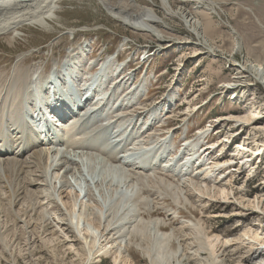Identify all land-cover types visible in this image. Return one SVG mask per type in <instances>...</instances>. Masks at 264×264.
I'll return each instance as SVG.
<instances>
[{
	"label": "rangeland",
	"instance_id": "1",
	"mask_svg": "<svg viewBox=\"0 0 264 264\" xmlns=\"http://www.w3.org/2000/svg\"><path fill=\"white\" fill-rule=\"evenodd\" d=\"M111 1L117 3L119 0ZM134 1L139 6L151 8L161 17L163 29L167 33L165 35L166 43H158L155 34H140L125 28L123 24L105 12L99 0H62L59 2L57 10L58 19L53 21L49 29L46 30L38 26L20 27L16 34L18 38L14 43H8L7 37H0V76L2 75L0 77V93L4 90L3 85H6V82L12 78H16L20 84L27 86L28 78L39 79V82L42 83L47 72L59 67L68 56L73 57L71 59L75 66L70 70L81 69L80 73L83 77L95 72L89 70L90 62L94 63L95 61L96 63L99 57L104 59L107 54L114 58L110 60L113 68L104 71L108 75L106 91L112 92L114 97L108 98L109 102H106L107 108L101 119L96 115L97 121L94 120L89 123L90 125L85 123L87 128L82 127L81 129L80 127L81 131L79 130V134L83 135V132L89 134L94 130V134L91 133L93 136L73 137L70 130L72 125H67L57 131L58 138L62 139L64 144L56 152L67 157L65 167H68L67 171H71L65 174V168L60 171L55 170L54 167L51 168V161L59 159V154H55L56 158L54 154L52 157L45 155L50 168L42 172V181H39L37 186L43 192L42 199L48 200L43 203L39 202L41 208L38 201L35 202L36 206L33 205L34 202L24 205V208L27 207V209L35 207L34 213L41 212L48 219L52 230L49 229L47 233H41V230L38 233V230L36 233L29 232L31 228L28 226H40L42 219L38 221L36 216L28 223L26 220L29 218L26 219L21 212H16V207H10L5 200L1 201L0 264H114L112 255H102L103 250L94 255H87L85 248L84 252L81 250L80 247H84V244L75 230L76 226L72 223V219L71 222L68 219L67 211L70 209L69 198L71 197L67 195L68 189L78 200L88 204L94 213H96L94 209L97 206L102 207V215L99 218L101 222L105 220V224L110 225V229L107 227L106 236H109L108 233H116L115 241H112L115 243L123 241L122 246H127L125 249V254L129 258L127 264H153L150 263L152 258L154 262L156 261L155 264H211L212 262L208 258L210 255L203 249L207 247L208 237L212 239L216 237L217 242H221L220 247H217V250H221L218 252L221 255L216 254V256L227 255L225 264H235L234 262L239 260L238 257L246 252L245 249L249 245L255 248H264L262 247L264 244L245 239L239 249L240 254L235 255L234 262H232L231 257L234 253L232 251L236 250V247L227 249L221 247L223 241H230L234 237L242 236L243 228L253 222L255 217H250L246 222L244 219L237 221L238 218H244V213L248 212L258 214V211L249 208L246 204L248 201L264 195V159L263 163L258 165V170H255L257 157L260 154L252 155L256 159L253 161L251 158L244 169L241 165L236 166L238 157L231 156L235 153L237 144L247 143L249 145L247 149H252L254 152L257 147L261 148L258 142L264 141V130L255 129L264 125V85L252 73H249L250 75H247L243 80L239 70V66L243 64L264 67V0H211L218 7L217 14L210 16L211 24L209 23L208 29L210 41L216 48L214 53L204 49L203 45L198 46V40L185 26L179 15H176L177 17L164 16L159 0ZM170 4L174 12L184 10L189 14L192 13L191 16L197 19H202V14L205 11V6L199 5L197 0H171ZM81 50H85V52L93 50L95 60L83 58ZM146 52L149 54L143 57L148 60L139 62L137 56ZM117 53L121 55L118 62L115 60ZM195 54L197 55L195 56ZM60 70L59 67L58 71ZM114 71H119V73L116 74ZM65 72L71 71L66 70ZM132 84H135V88H137L134 92L131 91L134 86L129 87ZM130 92H133L132 95ZM127 96L134 102L129 105H121ZM117 98V102L113 103ZM101 101L100 98L99 102L101 103ZM99 102L96 103L97 106ZM136 102L137 104H135ZM252 102L256 103L255 108L258 107L260 113L258 117L249 120L250 125L232 121L234 116H247V118L254 116L255 110L252 108ZM116 105H118L117 109L114 108ZM115 111L120 115L113 114ZM108 115L110 118L117 116L120 124L114 123L116 118L113 119L104 131L109 133L110 138H102L98 133L100 128L104 130L103 123L100 121L108 118ZM131 119L133 120L131 121ZM119 125L124 127L121 128ZM127 126L129 129L134 128H131L133 135L130 134V138L121 144V148L123 144L127 146L121 150L127 151L133 147L135 151L130 154L135 156V160L119 166L116 163V156L111 158V155H107L106 151L113 142L111 136L116 135L117 138L119 134H123ZM202 128L208 130L206 134L211 132L210 138L202 139L201 135L197 134V131ZM120 129L123 131H119L118 134L117 130ZM87 138L90 141H84ZM92 140L95 142L93 143ZM78 141L80 142L77 144ZM88 141H92V145ZM220 141L228 143L223 142L219 149L210 150L211 154L202 158L209 159L208 163L213 160V164L232 159L229 166L235 170L233 175L227 173V165V167L217 170L211 177L201 172L204 163L199 164L200 166H190L189 171H186L187 168L185 170L187 174L185 178L191 179V183H186V180H183L186 183L183 186L185 189H183L182 181H179L181 176L176 177V174L168 171L171 166H166L165 169V161L170 163L172 160L173 164L179 163L180 156L178 154L181 151L183 161L184 155L190 153L193 146L196 145V151L200 148L202 153L210 146L217 145L218 147ZM231 141H234L235 147H228ZM75 142V146L71 147ZM189 144L194 145L189 148ZM81 145H90L94 149H92L93 151L85 149L83 151ZM252 152H247L246 155H251ZM145 157L148 162H154L149 163L150 168L143 169L140 165ZM113 165L116 168L114 172L117 173L106 169ZM118 167L122 168L121 172L118 171ZM191 172L194 174H190ZM120 175H123L124 178L123 176L121 178ZM114 176L115 178H113ZM228 176L233 179L226 178ZM197 178L200 179V183L203 180V184L198 183ZM203 178H206V181ZM229 179L231 183H227ZM76 180L77 182H75ZM220 180L227 184L225 191L229 198L228 202L223 201L226 199L222 197H208L210 191L216 192L213 186L217 187L218 182L216 181ZM191 186L193 188L202 187V193L205 192L203 186H206L209 195L206 196L204 193L201 197L198 190H195L197 188L193 189ZM177 187H182L183 192L179 191ZM230 190H232V194H230ZM187 193L190 194L191 201L195 203L194 207H191V203L185 197ZM78 194L81 198L78 197ZM196 195L200 196V200L203 201L201 206L204 207V212H201V207H198L199 200ZM2 196L5 197V194L2 193ZM122 200L123 204L120 205ZM261 202H264V197ZM29 206L30 208H28ZM240 208L244 212L241 217H230L233 213L232 210ZM13 212L22 221L12 220ZM32 213L33 211H31V215ZM122 215L123 219H121ZM73 216L76 218L72 214L71 217ZM260 216L263 217V215ZM79 221L76 219V224L80 223L79 227L84 228L85 222L81 219ZM133 221L135 222L133 223ZM144 221L151 222L147 229L144 228L145 226L142 227ZM13 222L19 224L11 226L14 224ZM155 223H157L156 226ZM199 224L203 225L204 230V233H198L200 237L192 229L196 227L194 225L198 226ZM255 224H257L255 229L259 231L258 235L261 233L259 237L264 236V222ZM81 225L83 226L81 227ZM99 226L101 230L102 225L99 224ZM13 227L20 229L21 233ZM114 227L115 229H113ZM5 229L10 230L6 233ZM56 229H60V232ZM156 230H160L168 237L166 245L162 246L160 251L157 246L158 240L161 238L155 234ZM54 231L55 233H48ZM93 233L97 239L98 232ZM154 236L156 237L154 238ZM108 242L110 243L109 239ZM96 248L97 244L93 251ZM231 249L233 250L231 251ZM173 252L174 255L176 253V256L181 254L180 260L182 259V261L179 260V262L177 258H172ZM194 254L196 255L194 256ZM94 257L97 261L94 260ZM156 257L159 259L156 260ZM150 258L151 260H149ZM210 259L212 258L210 257ZM213 263L221 264V261Z\"/></svg>",
	"mask_w": 264,
	"mask_h": 264
},
{
	"label": "bare ground",
	"instance_id": "2",
	"mask_svg": "<svg viewBox=\"0 0 264 264\" xmlns=\"http://www.w3.org/2000/svg\"><path fill=\"white\" fill-rule=\"evenodd\" d=\"M61 1L62 0H0V37H7V39H9V41L6 39L8 41V43L9 42H13L14 43L15 40H17V38H18L16 36V34H17V32H19L18 28H20V27L38 26L39 28L41 27V28L46 29V30L49 29V27H51V24L53 23V21L58 19L57 10H58V6H59V2H61ZM99 1H100L101 5L103 6L105 12L111 18H113V19L119 21L121 24H123V26L125 28H128V29L132 30L133 32H137V33H140V34H144V33L145 34H149V35L155 34L156 38L158 40V43H161V42H165L166 43L167 42L166 41L167 38L165 37V35H167V33H166V30L163 29L162 19L151 8L145 7V6H141V5L139 6V4H136V2L134 0H119L117 3H113L111 0H99ZM159 1H160V4H161V7H162L161 11L163 12L164 16H166V17H174V16L177 17L176 15H179V18L182 20V22L185 24V26L189 29V31L192 33V35L195 36V38L198 40V42H199L198 46H202L203 45V46H205V47H203L204 49H207L209 52L214 53V50L216 48L212 45V43L210 41V37L208 35V33H210V31L208 30L209 27H210L209 23L211 24V22L209 20L211 18L210 16H211V14L216 15L217 14V9H218L217 5L214 2H212L211 0H197L199 5L201 4V5L205 6V11L202 14V19H197V18H194V17L191 16L192 13L189 14L187 11H184V10H179L177 12H174V10L172 9L171 4H170L171 0H159ZM196 55L197 54H195V56ZM189 57H191V56H189ZM112 59H114V58L111 57V58L107 59L106 62L101 63L100 67L101 66L104 67L105 65H107V66L111 65L110 68L105 69V70L108 71L109 69H112L113 68V64L110 62V60H112ZM72 61H73V59H72ZM73 63H74V61H73ZM91 64L95 65V61H94V63L90 62V65ZM239 70H240V74H241V78L242 79L246 78L247 75L249 76L250 75L249 73H252L253 75H256L261 80V83L264 85V67L258 66V65H252V64L251 65L250 64L249 65H244L243 64L242 66H239ZM115 72H116V74L119 73V71H114V73ZM73 74L75 76H73L68 82H66L64 84L65 87L63 89L65 91L66 90L70 91L72 89V87L75 85V81H72L73 78L78 80V77L76 75L77 72H73L72 75ZM89 75H90V79L89 80L87 79V76L83 77L81 75L80 77H81V79L83 81V84L81 83V81H78L77 85L75 87V89L77 91H79V96L80 97H85V95H87V94H89V97H90V105H88L86 107H82L83 108L82 110H78V106L75 107V109H76V115H74L75 124H77L78 122H83L84 115H87L88 112H89V110H86L87 107L90 108V110H93V112L96 111V113H92L91 117H89V118H87V117L84 118V121H86V124L91 123L94 120L97 121L98 117L96 115L100 116L99 118L101 119V117L104 115L103 112L107 108V103L106 102H109L108 98L109 97H114L112 95V92H107L106 91L107 90V81L99 80L97 82H94L93 81L94 75H92V74H89ZM243 80H245V79H243ZM18 81L19 80H16V78H12L11 80L6 82V85L5 84L3 85L4 86V88H3L4 90L6 89L7 86L8 87H7V90L5 92L3 90L2 93H0V112L3 109L7 108L8 106L10 107L11 111L12 110L15 111L16 108L19 105L22 104L23 99L27 98L26 91L28 89V86L26 84H20L19 83L20 81L19 82ZM110 82H111V80H110ZM110 82H109V84H110ZM49 84H52V83H49ZM113 84H114V82H113ZM131 86H134V87L131 88V91L134 92L135 89H137V88H135V84H132L129 87H131ZM102 87H104V88L102 89ZM61 89H62V85H59L57 83H53V87L52 88L48 87V90L50 92L60 91ZM132 93H131V95H132ZM3 94H4V96H3ZM104 94H106V95L104 96ZM131 97L133 98V96H131ZM13 98H14V100H13ZM100 98L102 99L101 103L99 102ZM132 98H128V96L125 97V99L122 101L121 105L132 104L134 102ZM128 99H130V100H128ZM117 100H118V98L115 99L113 101V103L117 102ZM127 100H128V103H127ZM86 102L87 101H84V102H81V103H83L85 105ZM98 102H99V105L97 106L96 103H98ZM135 104H137V102ZM79 105H80V103H79ZM255 106H256V103L252 102V108L255 110V115L252 116L251 118H247V116L246 117L245 116H242V117L241 116H234V120H232V121L242 122L245 125H250L251 123L249 124V120L258 117L259 113H260L259 110H258V107L255 108ZM72 109L73 110L71 112L74 113V108H72ZM70 110L67 109V108H66V110L58 109V113H65L66 112L67 114H69ZM12 113H14V112H12ZM82 114H84V115H82ZM113 114H117L118 115L119 112L115 111V112H113ZM107 117L108 118H106V119H102V122L100 121V123H103L102 126H103L104 130H102V128H100L98 133H99V136L102 137V138H110L109 133H105L104 131L106 129V126L108 124H110V122L113 119L116 118L114 120V123L117 122V124H120L119 120L117 119V116L114 117V118L113 117L110 118V116L108 115ZM13 118H14V116L12 114L9 117V119H10L9 121L12 122ZM120 118H122V117L120 116ZM132 120L133 119H131V121ZM125 124H127V123H125ZM80 127H81V129H82V127L87 128V126L85 124H83V123H82V125ZM131 128H133V127H131ZM131 128L129 129V126H127L126 129L124 130L123 134H121V135L119 133L121 131H123V129L122 130L121 129L117 130V133L119 134L117 136V138H116V135L111 136V139L113 140L114 143L112 142L113 144L111 143L110 147L115 151L116 163L119 166L123 165L122 163H124L122 156L127 155V153L130 154L131 152L135 151V149L132 147V148L128 149L127 151L126 150H124V151L120 150L117 153V151H118L117 149L119 148V146L121 147V144L125 141L126 135L127 136H130V134H131V136L133 135V133L131 131L134 128L133 129H131ZM263 128H264V125L259 126L258 128H255V129H259V130L261 129L263 131L264 130ZM81 129H80V131H81ZM247 129H249V128H247ZM75 131H76V129H75ZM207 131L208 130H206V128H202V129L198 130L197 134L201 135V138L203 139V137L207 133ZM93 132H94V130L90 131L89 134L88 133L85 134V132H83V133H84L85 138H86L88 136L92 137L93 135L91 133H93ZM72 135H73V137L76 136V137L79 138V136H81L83 134H79V131H78V132H76V133H74ZM7 136H10L9 140H6L5 137H0V203H1L2 200H5V201H7L9 203L10 207L11 206H12V208L16 207L17 208V211L15 210L16 212H21V214L24 215L26 217V219L29 218V220L25 219L28 223L32 219H35L36 216H37V220L38 221L40 219H42V223L40 224V226L31 225V227H30V225H29L28 228H31L29 232H32V233L35 232L36 233V231L38 230L37 231V233H38L39 230H41L40 231L41 233H47V231H49V229L52 230V228L50 227V223H49L48 219H46L40 211H39L40 212L39 214H38V212L34 213V211L36 210L35 207L33 208V206H32L30 208V206H29L28 208H30V209H27V207L24 208V205H26L27 203H30V202H34L35 203L37 201H38V204H39V202L43 203V201L48 200V199H42L43 192H41L38 189V186H37L38 182L42 181L41 180L42 172L44 170H48L50 168L48 160L46 161V159H45V155H47V156L51 155V157L53 156L52 154H54V156H55V154L58 155L59 153L56 152L57 148H61L64 143L58 144L59 146L57 148L52 146V145L36 146V144L38 142L37 143H33V142H30V141H26L24 138H22V137L20 138V136L18 134H16L15 132H13L12 130L8 131ZM87 140H89V139L88 138L84 139V141H87ZM93 140H97V139H93ZM84 141H82V142H84ZM102 141H103V139H102ZM79 142L80 141H78L77 144ZM91 142H89L90 145H92ZM94 142L95 141H93V143ZM223 142L224 143L225 142L228 143L227 141H222V142L220 141V142H218L220 144V145H218V147H217V145L210 146V147H208L205 150V152H202V153L199 150L196 151V148H197V147H195L196 145L193 146L194 144L193 145L189 144L188 145L189 148H191L192 146L193 147L191 148L190 153L184 155L183 161H182L181 156H180L179 163H176V164H173L172 160H171L170 163L165 161L164 162L165 169H166V166H169V167L171 166L168 169V171H170L174 175L176 174L175 175L176 177L177 176H181L182 177V178L179 177V179H181L179 181H182V183H181L182 187L185 186L184 184H186L187 182L191 183V179L185 178V175H187L185 170L187 168L186 171H189L188 169L190 168V166H192V167L195 166V165L196 166H200L199 164L202 165L204 163V165H202V167H201L202 168L201 172H203L206 176H209V177L214 175L215 172H217V170H219L220 168H224V167L228 166L227 173H230L231 175H233L235 170L232 169L233 167L229 166V164H231V160L232 159H229V161L221 162V163H218V164H213V160L212 159H211L212 162L208 163L209 159L206 160L205 157L202 158L205 155L211 154L210 150L215 151L216 148L219 149V147L222 146ZM96 143H98V142L96 141ZM258 143L261 145V148L257 147L256 149H254V152H252V149L251 150L247 149V148H249L248 147L249 145L247 143H243V145L237 144V146H236L237 149H236L235 153L231 154L232 157L233 156H235V157L237 156L238 157V162H237L236 166L237 165L238 166L241 165V166H243V169H244V166H246L248 164V162L251 160V158H253L254 154H256L257 156L259 154H263V152H264L263 151L264 141H259ZM258 143H256V145H259ZM75 144H76V142L73 143L71 147H74ZM90 145H88V146L81 145V149H83V151H84V149L87 150V151H93L92 149H94V148H93V146L91 148ZM79 147H80V145H79ZM206 151H208V152L206 153ZM247 152H252V154L251 155H246ZM107 155H109V154H107ZM200 156H201V159H200ZM56 157L57 156H55V158ZM66 158L67 157H64L63 154H61L59 159L53 160V161L50 160L51 161V168L54 167V169L58 170V171H60L61 169L65 168L64 173L65 174L69 173V171H71V170L67 171L68 167H65V164L67 163L66 162ZM177 160H179V159L177 158ZM216 160H217V158H216ZM152 162H154V161H152ZM152 162H148V164L152 163ZM126 163H128V162H126ZM142 165H144V164H142ZM177 166H179V167H177ZM102 167H103V169L105 168L104 165ZM148 168H150V167H148ZM177 168H178V171H180V172L176 171ZM106 169L109 170L110 172L117 173V172H114V170L116 169V168H114V165L113 166H108V168H106ZM121 170H122V168L121 169L119 168L118 171L121 172ZM101 173L104 174L103 172H101ZM190 174H194V172L193 173L191 172ZM55 175L57 176V174H55ZM217 175H220V173H217ZM115 176L113 178H115ZM122 176L123 175H120L121 178H122ZM123 178H124V176H123ZM219 178H220V176H219ZM226 178L233 179V177H229V176L226 177ZM55 179H56V177H55ZM203 179L205 180L206 178H203ZM224 179H225V177H224ZM147 180H148V178H147ZM183 180H186V183H184ZM197 180H198V178H197ZM197 180L195 179L196 183H197ZM199 180H198V183H200ZM75 182H77V180ZM202 182H203V180H202ZM216 182H218V186L217 187L213 186V188L216 189V192H212V191L209 192L210 195L212 193V196L209 195L208 191L206 190V186H203V187H205V189H204L205 192H203V193L201 191L202 190V187H200L201 185L198 186V187L196 186L195 188H197V189L193 188L192 186L191 187L193 189H195V190H198V193L201 195V197L205 193L206 196L209 195L208 197H212V198L222 197L223 199H226V200H223V201H227L228 202L227 199H229V198H227V196H228L227 195V191H225L226 187H227L226 186L227 184H224L221 180L220 181H216ZM227 183H231L230 179H229V181ZM64 185H66V183H64ZM41 186H44V185H41ZM41 186L39 187L40 189H41ZM182 187H180V188L177 187V188H178L179 191H182V189H181ZM183 189H185V188L183 187ZM44 192H45V190H44ZM225 192H226V194H225ZM2 193L5 194V197H3L4 195L2 196ZM230 194H232V190H230ZM67 195L71 196V197L69 196L70 197L69 198L70 199L69 200L70 201V204H69V208L70 209L67 211L68 214H69L68 215V219H69L70 222H71V219H72V223H74L75 226H76L75 230H76L78 236L80 237L81 241L84 244V247H80L81 250L84 252V248H85V250L87 252V255H94V254L99 253L101 250H103L102 255H109V254L112 255L111 258H112V260H113L112 262L114 264H127L128 259H129L127 257V255L125 254L126 253L125 249H127V246H124V247L122 246V242L123 241L122 242L121 241L120 242H116V243L114 242L115 241L114 240V235L116 233L115 234L108 233L109 236L108 235H107L108 237L106 236L107 227L110 229V227H109L110 225L108 226V224H105V220H104V222H101V219L99 218L102 215V211H101L102 207L99 208V206H97L94 209L96 213H94L93 209H91L88 204H86L84 201L78 200L77 197H75L73 194H71V190L70 189H68V194ZM189 195L190 194L187 193V195H185V197L187 198V200H189V203H191V207H194L195 203L193 201H191V197H189ZM78 197L81 198L80 194H78ZM126 197H127V199H129L128 196H126ZM263 197H264V195H263ZM263 197L254 198L253 200L248 201L247 204H246L249 208L258 211V214H251L249 212L248 213H244L241 210V208L232 210L233 213L230 215V217L231 216H239V217H241L242 213H244V215H245L244 218H238L237 221H241V220L244 219V222H246V221L249 220L250 217H255V219H253V222H251L250 224H248L247 226H245L243 228L242 236H240L238 238H235V237L233 238L232 237L233 239L230 240V241L229 240L223 241V244H222L221 247H225V249L230 248V247H234V248L236 247V250L234 248H233L234 250L231 249V251L233 250L232 252H234L233 254L231 253L232 254L231 261L232 262H234L233 261V257L235 255L238 256V254H240L239 249L241 247V244L245 241V239H246V241L250 240L252 242H256V243L259 242L261 244H264V236H260L259 237V235H261V233L258 235L259 231H257L255 229L256 225H257V224H255L256 222H258L260 224H263V222H264V220H263L264 219V213H263L264 212V202H261ZM176 198H178V197H176ZM197 199L199 200L198 201V203H199L198 207L199 208L201 207L200 211L204 212L203 211L204 207L201 206V203H203V201L200 200V196H197ZM121 204H123V200L121 201L120 205ZM33 205L36 206V203L33 204ZM39 207L41 208L40 204H39ZM0 210H1V208H0ZM31 211H33L34 214L32 213V215H31ZM6 212H8V211H6ZM10 212H11V209H10ZM0 213H1V211H0ZM65 214H67V213H65ZM72 214L75 215L76 218H74V216L71 217ZM7 215H10V214H7ZM260 215H263V217H261ZM12 216H13L12 220L15 219L17 222L22 221V220L19 219V216L17 214L14 213ZM12 216H10V217H12ZM128 216H131V215H128ZM123 217L124 216L122 215L121 219H123ZM10 219H9V221H10ZM76 219L78 221H79V219H81V220H83L85 222L83 224V225L86 224L85 226L81 225V227L83 226L84 228L81 229L79 227L80 223L76 224ZM25 220H24V222H25ZM134 222L135 221H133V223ZM16 224L18 225L19 223H16ZM16 224L15 223L11 224V226H16ZM99 224L102 225L101 230H100ZM156 224L157 223H155V226H156ZM200 224L198 226L194 225L196 227L192 228V229H194L195 233H197L198 236L200 235L198 233H204L203 225L201 226ZM150 225H151V222L144 221V224H143L142 227L145 226L144 228L147 229L148 226H150ZM136 226H137V224H136ZM13 228H15V227H13ZM61 228H62V226H61ZM15 229H17V228H15ZM113 229H115V227ZM5 230H6L5 232L8 233L10 229H5ZM17 230H18V232L20 231V229H17ZM56 230H59V232H60V229H56ZM66 230H68V229H66ZM93 232H98L99 237H97V239H96V236H94L95 233H93ZM118 232H119V230L117 231V233ZM2 233H4V232L2 231ZM19 233H21V232H19ZM48 233H55V231L54 232H48ZM191 233H193V231ZM155 234L157 236L159 235L160 238H161L160 239L161 241L160 240H158L159 242L157 241L159 243L158 246H157L158 247L157 249H159L158 251H160V248L162 249V246L166 245V240L168 239V237L165 234L161 233L160 230H156ZM159 236H158V238H159ZM155 237L156 236H154V238ZM215 238L214 237H213V239L210 238V237H208V239L206 238L208 240L207 247L204 246L205 248H203V247L202 248L205 251H207L208 254L210 255V256H208V258H209V261L212 262L211 264H214L213 262L217 263L219 261H221V264H225V257L227 258L228 256L227 255L226 256L222 255V257H217L216 256V254H220L221 255V253H218L221 250L220 251L217 250V247L218 246L220 247L219 244L221 242L220 243L217 242V240ZM242 238H244V239H242ZM108 239H109L110 243L108 242ZM118 239H119V237H118ZM112 240H114V241H112ZM82 242H81V244H82ZM48 243H50L49 240H48ZM249 243H251V242H249ZM96 244H97V248H96V250L93 251V249L95 248ZM238 244H240V245H238ZM228 245H230V246H228ZM200 246H202V245H200ZM262 247H264V246H262ZM245 250H246V252L244 254H241L240 257H238L239 260L237 262H234L235 264H249V263L250 264H264V248H255V247L249 245V247L247 249H245ZM82 251H81V253H82ZM147 252H149V251H147ZM222 252H223V250H222ZM196 254H197V252H196ZM196 254H194V256ZM172 255H171L172 258H177V261H179L180 258H181V254L179 256H176V253L174 255V252H173ZM128 256H129V254H128ZM182 257H183V255H182ZM210 257L212 259H210ZM220 258H222V259H220ZM155 259L157 260V259H159V257L158 258L156 257ZM94 260H95V257H94ZM149 260H151V258ZM95 261H97V260H95ZM175 261H176V259H175ZM180 261H182V259ZM151 262L153 264H155L156 261L154 262L153 258H152V261H150V263Z\"/></svg>",
	"mask_w": 264,
	"mask_h": 264
}]
</instances>
